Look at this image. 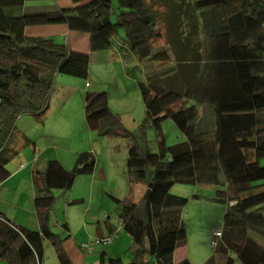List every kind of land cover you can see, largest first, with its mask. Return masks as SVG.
I'll return each instance as SVG.
<instances>
[{
  "label": "trees",
  "instance_id": "16d2710c",
  "mask_svg": "<svg viewBox=\"0 0 264 264\" xmlns=\"http://www.w3.org/2000/svg\"><path fill=\"white\" fill-rule=\"evenodd\" d=\"M27 1L39 0H0V181L11 175L7 165L17 154L16 120L39 121L55 74L84 78L89 62L88 53L26 30L65 25L87 35L89 52L110 49L122 30V47L149 63L137 87L157 152L122 126L104 92L98 100L86 99L84 118L101 136L128 139L129 193L133 185H144L140 200H128L119 215V229L132 241L127 264H190L186 258L173 261L174 250L186 242L181 211L188 202L170 193L175 184L213 186L208 200L227 206L214 254L204 264H233L231 251L241 264H264V0H69L66 8L25 11ZM154 99L159 115L150 112ZM164 119L172 120L183 142L165 144ZM94 165L93 155L82 152L71 170L50 159L32 171L38 227L16 225L0 213V261L41 264L46 240L59 264H76L49 227L51 191L69 190ZM97 264L124 263L102 252Z\"/></svg>",
  "mask_w": 264,
  "mask_h": 264
},
{
  "label": "rangeland",
  "instance_id": "374dc122",
  "mask_svg": "<svg viewBox=\"0 0 264 264\" xmlns=\"http://www.w3.org/2000/svg\"><path fill=\"white\" fill-rule=\"evenodd\" d=\"M112 1L115 4V0ZM24 6L25 11L39 7L47 10L66 8L71 3L69 0H39L27 1ZM33 28L32 31L52 39L55 46H66L68 36L64 33L67 31L65 25ZM80 35L84 38L79 41L78 48L87 50L88 37L86 34ZM164 40L163 37L159 44ZM121 44L125 45L124 34L118 30L112 38L110 49L86 52L89 62L84 78L55 74L48 108L43 117L39 121L31 116H21L16 120L12 148L17 154L7 165L12 175L0 182V208L18 212L25 220L29 217L37 228L33 214L35 191L31 168H25L26 171L21 174L13 173L20 162L30 158L32 145L39 141L40 147H50L48 153L54 160L59 161L57 156H65L64 161L62 158L60 160L66 170L74 167L79 153L90 152L93 155L95 165L92 174L77 175L69 190L51 191L54 202L49 227L64 240L65 250L76 264H97L102 252L106 257H120L124 264L132 260V241L119 229V215L123 204L128 200L139 201L144 190V185L136 184L129 193L125 177L128 139L101 136L91 130L84 118V109L88 104L86 99L98 100L99 94L104 92L108 108L119 116L122 126L138 143L146 144L150 151L157 152L155 132L146 119L143 96L137 87V82L145 80L149 63L140 62ZM88 94H91L89 98ZM150 112L152 115L161 113L156 99L150 105ZM160 129L168 146L185 140L170 119H164ZM261 163L264 164V160ZM214 192L213 186L196 188L185 184H175L170 189L172 195L188 200L181 211L186 242L177 253L183 251L190 264H204L214 254L212 242L218 239L212 236V232L221 228L227 207L208 200ZM191 194L197 197L192 198ZM63 223L67 230L62 227ZM107 238H110L109 242ZM74 253H78V257ZM230 257L234 260L233 264H241L233 251ZM0 264L7 263L2 260ZM41 264H59L52 246L46 240L42 246Z\"/></svg>",
  "mask_w": 264,
  "mask_h": 264
},
{
  "label": "crops",
  "instance_id": "0c3cea01",
  "mask_svg": "<svg viewBox=\"0 0 264 264\" xmlns=\"http://www.w3.org/2000/svg\"><path fill=\"white\" fill-rule=\"evenodd\" d=\"M32 30H34L33 27L27 29L26 30V34L27 35H32V36H41L40 34H38V32H35V31H32ZM30 31H32V32H30ZM64 33L67 34V36H68L67 37L66 46H68L71 50L80 51V52H88L89 51L88 43H87V50H80L78 48L79 47L78 46L79 45V41L82 38H84V37H82V35L77 34V33L73 34V33H71L68 30V28H67V31H65ZM71 36H73V37H71ZM74 36H76V37H74ZM84 42H86V41H84ZM41 139H42V136H41ZM40 145H41V143L39 141H36L32 145V147L30 148V151H31L30 158L25 159L22 162H20L17 165L16 169L14 170V172H13L14 174L17 173V172H18V174H21V173L26 171L25 168L29 167V168H31V176H32V171L33 170L41 169L44 166L46 161H48L50 159H53V156H50V154L48 153V151L50 150V147L43 146V145L40 147ZM58 152H56V155H57ZM57 157H58L57 159L59 160L60 163H62L61 160H60L61 158L63 159V161L65 159V156H57ZM38 163H40V164H38ZM10 173L12 175V172H10ZM18 174H16V176ZM196 188H198V187H196ZM196 190H195V192H196ZM0 213L3 214L7 219L11 220L16 225L23 226V227H26V228L31 229V230H36L37 229L35 223L33 221H31V219H29V217L26 218V220H25V218H23L21 215H19L18 212H12V211H10L8 209L4 210L3 208H0ZM37 227H38V225H37ZM178 249L179 248H177L176 251L173 252V259H174V261L176 263L179 262L182 258H185V255H186L183 251H180V252L177 253ZM74 255L76 257H78V253H74ZM81 259H82L81 261H83V258H81Z\"/></svg>",
  "mask_w": 264,
  "mask_h": 264
},
{
  "label": "built area",
  "instance_id": "2783aa9c",
  "mask_svg": "<svg viewBox=\"0 0 264 264\" xmlns=\"http://www.w3.org/2000/svg\"><path fill=\"white\" fill-rule=\"evenodd\" d=\"M212 236H213L214 238H216V239H219L220 236H221V231H220V229H215V230L212 232ZM106 240H107V242H109L110 238H107ZM99 241L104 242L105 239H99ZM214 244H215V242L213 241V242H212V245H214Z\"/></svg>",
  "mask_w": 264,
  "mask_h": 264
}]
</instances>
